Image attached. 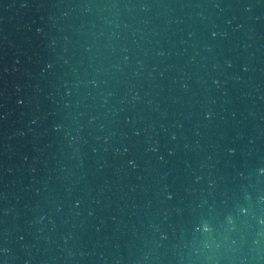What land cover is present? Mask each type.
<instances>
[{
	"label": "water",
	"instance_id": "water-1",
	"mask_svg": "<svg viewBox=\"0 0 264 264\" xmlns=\"http://www.w3.org/2000/svg\"><path fill=\"white\" fill-rule=\"evenodd\" d=\"M0 264H264V0H0Z\"/></svg>",
	"mask_w": 264,
	"mask_h": 264
}]
</instances>
